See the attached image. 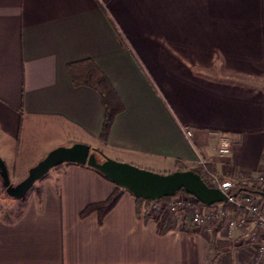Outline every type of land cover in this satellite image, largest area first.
Returning <instances> with one entry per match:
<instances>
[{
    "label": "crops",
    "instance_id": "crops-1",
    "mask_svg": "<svg viewBox=\"0 0 264 264\" xmlns=\"http://www.w3.org/2000/svg\"><path fill=\"white\" fill-rule=\"evenodd\" d=\"M83 60L124 104L106 142L100 94L75 86L69 72ZM223 134L232 146L225 155L215 149ZM76 142L143 168L206 160L240 192L260 186L264 0H0V156L11 182ZM115 188L87 165L56 166L24 202L0 205V264H220L226 254L230 264H248L264 239V230L252 241L242 236L256 228L253 217L230 234L209 218L193 223L187 210L175 219L171 197L146 216L126 190L102 221L81 215Z\"/></svg>",
    "mask_w": 264,
    "mask_h": 264
},
{
    "label": "water",
    "instance_id": "water-1",
    "mask_svg": "<svg viewBox=\"0 0 264 264\" xmlns=\"http://www.w3.org/2000/svg\"><path fill=\"white\" fill-rule=\"evenodd\" d=\"M97 153L101 154L104 159L99 160ZM63 163L91 166L117 186L132 193L135 197L143 199L159 200L172 197L183 189L206 205L227 202V196L224 192L217 187L210 186L200 174L192 169L160 173L129 162L113 159L102 151L80 142L51 149L17 183L11 182L7 165L0 156L1 186L10 198L22 199L37 180L52 168Z\"/></svg>",
    "mask_w": 264,
    "mask_h": 264
},
{
    "label": "built area",
    "instance_id": "built-area-1",
    "mask_svg": "<svg viewBox=\"0 0 264 264\" xmlns=\"http://www.w3.org/2000/svg\"><path fill=\"white\" fill-rule=\"evenodd\" d=\"M186 134L191 135V130L186 129ZM231 141L227 135L219 136V140L215 144L216 151L225 155L231 151ZM206 170L207 182L210 186L217 187L227 196V204L234 205L242 213L238 218L229 214L223 207L225 203H216L214 210L205 207L210 206L200 202L197 198L190 194H179L172 196L168 202V210L175 219L182 216L183 212L187 210L190 214L191 220L195 224H201L206 219H211L214 222L222 223L223 230L230 234L238 226L247 222L249 217L256 220V228L243 231L242 236L248 240H255L258 232L264 230V211L261 206L262 199L251 192H240L237 189L235 180L223 179L218 173H215L207 168V161L200 160L198 162ZM259 185L264 187V176L259 178ZM163 208L159 200H152L149 206V213L157 216L159 211ZM259 259H264V239L257 246V256L249 261L248 264H258Z\"/></svg>",
    "mask_w": 264,
    "mask_h": 264
},
{
    "label": "trees",
    "instance_id": "trees-1",
    "mask_svg": "<svg viewBox=\"0 0 264 264\" xmlns=\"http://www.w3.org/2000/svg\"><path fill=\"white\" fill-rule=\"evenodd\" d=\"M69 72L71 75L72 82L75 86L86 85V86H89L95 89L100 94L102 103L104 106V120H103L100 137L103 142H106L108 139L109 133H110L111 126L115 119V116L121 111H123L124 109V104L121 98L118 96L110 80L94 64L93 61L83 60V61L73 62L69 65ZM88 167L96 170L95 168L91 166H88ZM186 169L194 170L196 173L200 174L202 178L207 182L206 170L204 169L202 165H196L193 167H189V166H186L185 164H180L178 166V170H186ZM96 171L105 177V175H103L101 172H99L98 170ZM239 188L245 189L247 191H250L264 198V187L258 186L254 181L252 182L251 185H248V186L241 185ZM124 191L125 189L116 185L115 190L109 195V197L106 200L99 202V203H92V204L87 205L82 211L81 215L86 216L92 212H97L99 214L100 220L102 221L103 217L117 203V201L119 200V198L121 197ZM179 192L188 194L183 189L180 190ZM6 197L8 198L7 195ZM166 198L167 197H165V199ZM25 199H26V196L18 200L19 204L24 202ZM136 201H137L138 212L141 213L143 209V213H145L146 216H149L150 214L149 206L152 200L136 197ZM211 247H212V250L216 252V254L214 255V259H215L219 255V253L216 251L217 248L215 245V238H213L211 241ZM218 263L230 264V255L229 254H226V256L222 255Z\"/></svg>",
    "mask_w": 264,
    "mask_h": 264
},
{
    "label": "rangeland",
    "instance_id": "rangeland-1",
    "mask_svg": "<svg viewBox=\"0 0 264 264\" xmlns=\"http://www.w3.org/2000/svg\"><path fill=\"white\" fill-rule=\"evenodd\" d=\"M104 153V152H103ZM105 154V153H104ZM106 155V154H105ZM97 156H98V159L99 160H103L104 158H103V156L101 155V154H99V153H97ZM108 157H110L109 155H107ZM111 158H113V157H111ZM114 159V158H113ZM196 165H201V164H199V163H196ZM168 166V165H167ZM166 165H163V164H160V165H157V166H151V167H146V168H149V169H151V170H154V171H156V172H160V173H169V172H172V171H175L176 169H173V167H167ZM143 168V167H142ZM145 168V167H144ZM53 169H55V167L54 168H52L48 173H46L42 178H40L39 180H37L36 182H35V184L32 186V188H30L29 189V191L27 192V195H29L36 187H37V185H38V183L41 181V180H43V179H46V178H48L49 177V175L53 172ZM178 170V169H177ZM21 181V180H20ZM17 182H19V181H14V182H12V183H17ZM179 194H184V193H182V192H179ZM6 192H5V190L2 188V186H1V177H0V205H17L19 202H18V200H16V204H8V200H6V202L3 200L4 199V197L5 198H7L6 197ZM9 199V198H8ZM10 201H13V203L15 202L14 200H10Z\"/></svg>",
    "mask_w": 264,
    "mask_h": 264
}]
</instances>
